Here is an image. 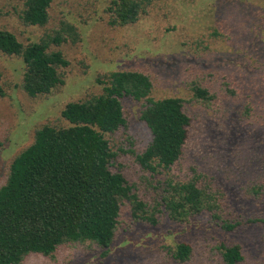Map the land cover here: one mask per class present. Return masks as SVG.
<instances>
[{"label":"rangeland","instance_id":"rangeland-1","mask_svg":"<svg viewBox=\"0 0 264 264\" xmlns=\"http://www.w3.org/2000/svg\"><path fill=\"white\" fill-rule=\"evenodd\" d=\"M25 1L0 0V29L26 46L66 22L78 38L52 47L70 62L63 71L65 84L36 98L23 89V59L0 53L5 89L0 97V188L38 129L68 126L61 115L68 103L102 94L98 79L112 72L139 71L151 78L155 100H185L192 121L189 140L170 172L145 171L136 155L152 142L141 120L147 103L126 98V126L106 135L118 154L112 170L124 174L151 210L169 178L186 182L195 176L218 207L185 224L172 222L162 208L159 224L152 226L135 221L126 205L110 248L66 244L53 258L33 254L22 264H225L222 244L242 247L239 264H264V0H155L137 23L127 26L112 24V0H55L45 27L24 24ZM195 86L214 98H194ZM258 188L259 194L254 192ZM250 219L259 221L248 224ZM223 221L245 224L226 232ZM180 243L193 249L186 262L173 256Z\"/></svg>","mask_w":264,"mask_h":264},{"label":"trees","instance_id":"trees-1","mask_svg":"<svg viewBox=\"0 0 264 264\" xmlns=\"http://www.w3.org/2000/svg\"><path fill=\"white\" fill-rule=\"evenodd\" d=\"M54 1L26 0L21 15L24 24L48 25ZM154 1L112 0V24L137 23ZM77 38L75 27L66 22L53 34L26 46L13 33L0 29V53L23 59V89L36 98L65 84L63 71L70 62L62 51L52 47ZM2 81L0 71V97L5 96ZM98 83L103 85L102 94L65 106L61 115L68 126H42L34 142L13 160L7 182L0 188V264H22L33 254L53 258L66 244L88 242L108 249L126 205L135 221L152 226L159 224L162 208L177 224L189 223L217 209L215 196L199 184V176L186 182L169 178L160 202L151 210L124 174L112 170L118 154L106 135L126 126L124 99L147 103L141 120L151 131L152 142L136 159L153 175L170 172L184 155L192 124L185 100H155L151 78L139 71H115L98 79ZM193 93L194 98L204 102L214 98L201 86H195ZM260 191L254 189L257 194ZM258 221L250 219L248 224ZM243 224L223 221L221 228L233 232ZM220 250L225 264L244 261L240 245L222 244ZM192 251L190 244L180 243L174 259L186 262Z\"/></svg>","mask_w":264,"mask_h":264}]
</instances>
